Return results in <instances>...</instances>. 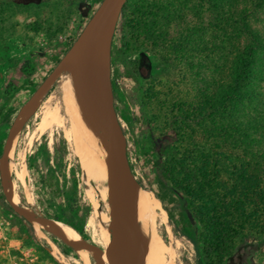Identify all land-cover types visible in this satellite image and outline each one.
<instances>
[{
    "label": "rangeland",
    "instance_id": "obj_1",
    "mask_svg": "<svg viewBox=\"0 0 264 264\" xmlns=\"http://www.w3.org/2000/svg\"><path fill=\"white\" fill-rule=\"evenodd\" d=\"M99 1L0 0V73L6 76L5 80L0 77V83L4 82L3 95L9 99L0 103V155L10 126L23 115H30L13 132L3 177L0 171V264H84L78 248L66 245L43 224L14 211L3 189L8 185L14 195L10 200L18 208L66 223L79 233L83 242L97 247L99 250L83 248L92 264L110 239L106 228L105 181L93 189L86 186L74 145L76 140L82 145L83 134H90L104 147L93 119L78 101L81 111L78 120L84 130H75V138H69L73 119L64 109L63 92L57 80L36 104L26 105L30 94L68 49ZM176 5L177 0L126 1L111 43L110 78L114 106L127 140L130 167L138 184L158 201L162 215L160 234L175 251L176 263L204 264L193 242L190 213L183 208L181 192L161 182L156 175L158 146L164 149L163 156L175 136L169 133L158 141L159 145L147 144L141 114V92L154 75L167 84L165 88L171 94L195 103L202 102L203 89H213L206 86L210 76L203 65L205 54L197 52L196 43L195 49L181 55L157 36L164 23L160 19L163 10L171 13L165 25L173 33L177 23H182L174 18ZM194 21L198 20L193 18L188 23ZM134 60L139 63L137 70ZM54 107L58 108L57 119L61 121L49 118L46 122L45 117ZM157 110L153 106L151 111ZM161 121L159 117L152 124L160 126ZM17 172L22 176L20 181L16 179ZM224 264H264V235L248 232L237 237Z\"/></svg>",
    "mask_w": 264,
    "mask_h": 264
},
{
    "label": "trees",
    "instance_id": "obj_2",
    "mask_svg": "<svg viewBox=\"0 0 264 264\" xmlns=\"http://www.w3.org/2000/svg\"><path fill=\"white\" fill-rule=\"evenodd\" d=\"M166 11L157 36L181 55L196 43L213 89L195 103L149 77L140 98L146 143L174 134L163 156L158 146L156 175L181 192L202 262L224 264L237 237L264 235V0H177L175 33Z\"/></svg>",
    "mask_w": 264,
    "mask_h": 264
},
{
    "label": "water",
    "instance_id": "obj_3",
    "mask_svg": "<svg viewBox=\"0 0 264 264\" xmlns=\"http://www.w3.org/2000/svg\"><path fill=\"white\" fill-rule=\"evenodd\" d=\"M126 1L100 0L68 49L26 101L27 106L36 104L58 79L64 68L68 67L73 70L77 97L93 119L104 141L108 184L109 222L106 228L110 236L107 246L109 264H140L142 255L134 218V189L138 182L127 156V140L114 106L110 78L111 43L118 18ZM29 116V114L23 115L9 128L0 155L2 177L13 132L21 127ZM1 182L4 186L3 178ZM3 189L10 205L20 216L43 225L50 223L53 226L55 220L18 208L10 200L6 189L4 187ZM47 231L72 248L99 250L81 239L76 243L70 242L55 234L51 228Z\"/></svg>",
    "mask_w": 264,
    "mask_h": 264
},
{
    "label": "bare ground",
    "instance_id": "obj_4",
    "mask_svg": "<svg viewBox=\"0 0 264 264\" xmlns=\"http://www.w3.org/2000/svg\"><path fill=\"white\" fill-rule=\"evenodd\" d=\"M57 85L63 92L62 101L64 109L71 114L73 119L71 126L69 127V138H75V130L76 132L77 129L81 131L83 127L81 128V122H79L78 120V112H81L78 102L80 100H78L77 97V91L74 83V73L71 68L66 67L61 71L57 79ZM58 115V108L55 109L54 107V110L45 117V121L47 122V119L49 118L53 121L57 119V117H59ZM59 121H61V119ZM93 130H95V128ZM83 136L84 143L80 145L78 142L81 143V141L77 142V140L75 139L76 141L74 142V145H76L75 149L78 155L79 163L85 176V184L89 189H93L104 179L108 195L105 149L101 142L97 141L92 135L83 134ZM80 137L82 136H79V139ZM15 176L17 180H22V176L19 172H17ZM6 189V191L9 193L8 195L10 196V199L13 198L14 195L11 191L12 188L8 185ZM104 217L106 218V216ZM134 218L136 234L142 247L140 264H178L175 260V251L170 246V244L165 241L159 231V222L162 218V215L158 209V201L156 198L152 197L151 193L148 190H146L139 184L134 189ZM100 219L103 218H99V220ZM108 222L109 216L107 214V224ZM44 227L53 229L54 232L70 242L76 243L81 239L79 233L72 226L63 222L54 221L53 226L50 223H45ZM104 230H106V228ZM109 240L103 252L96 258L95 264H109L107 255V246ZM78 252L83 258L84 264H92L89 260V256L86 250H84L83 248H78Z\"/></svg>",
    "mask_w": 264,
    "mask_h": 264
},
{
    "label": "crops",
    "instance_id": "obj_5",
    "mask_svg": "<svg viewBox=\"0 0 264 264\" xmlns=\"http://www.w3.org/2000/svg\"><path fill=\"white\" fill-rule=\"evenodd\" d=\"M0 77L4 78V80L6 78V76L4 75V73H0ZM3 83H4L3 81L0 83V103H1V100L2 99L3 100L6 99V96L3 95L5 93L6 86H4ZM6 95L8 96L9 94H6ZM5 101H9V99H6Z\"/></svg>",
    "mask_w": 264,
    "mask_h": 264
}]
</instances>
